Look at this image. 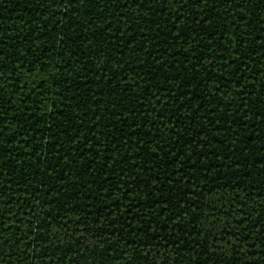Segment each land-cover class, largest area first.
<instances>
[{
	"label": "trees",
	"instance_id": "obj_1",
	"mask_svg": "<svg viewBox=\"0 0 264 264\" xmlns=\"http://www.w3.org/2000/svg\"><path fill=\"white\" fill-rule=\"evenodd\" d=\"M121 3L0 0L3 264H264V0Z\"/></svg>",
	"mask_w": 264,
	"mask_h": 264
},
{
	"label": "snow or ice",
	"instance_id": "obj_2",
	"mask_svg": "<svg viewBox=\"0 0 264 264\" xmlns=\"http://www.w3.org/2000/svg\"><path fill=\"white\" fill-rule=\"evenodd\" d=\"M69 3H75L76 0H68ZM103 2H107V0H103ZM137 2H141V0H135V3ZM144 3H148V4H152L154 3V0H143ZM163 2H167V0H163ZM226 2V0H225ZM128 3H133V0H126V2H124V0H122V3H121V6L124 7V6H127ZM180 4L181 7L183 8L185 6V3H186V0H184V3H182V0H173V4ZM241 3V0H236V4H240ZM2 53V52H0ZM3 54H0V56H2ZM0 134H2V132H0ZM262 252H264V249H261ZM0 256H3V253L0 252ZM0 264H3V259L0 258Z\"/></svg>",
	"mask_w": 264,
	"mask_h": 264
}]
</instances>
